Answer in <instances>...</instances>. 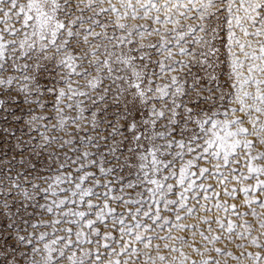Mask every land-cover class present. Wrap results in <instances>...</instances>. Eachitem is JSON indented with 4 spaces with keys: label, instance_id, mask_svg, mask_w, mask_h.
Here are the masks:
<instances>
[{
    "label": "snow or ice",
    "instance_id": "1",
    "mask_svg": "<svg viewBox=\"0 0 264 264\" xmlns=\"http://www.w3.org/2000/svg\"><path fill=\"white\" fill-rule=\"evenodd\" d=\"M0 264H264V0H0Z\"/></svg>",
    "mask_w": 264,
    "mask_h": 264
}]
</instances>
